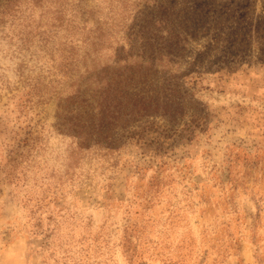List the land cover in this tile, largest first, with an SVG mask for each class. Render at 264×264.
I'll use <instances>...</instances> for the list:
<instances>
[{
    "label": "rangeland",
    "instance_id": "374dc122",
    "mask_svg": "<svg viewBox=\"0 0 264 264\" xmlns=\"http://www.w3.org/2000/svg\"><path fill=\"white\" fill-rule=\"evenodd\" d=\"M0 264H264V0H0Z\"/></svg>",
    "mask_w": 264,
    "mask_h": 264
},
{
    "label": "trees",
    "instance_id": "16d2710c",
    "mask_svg": "<svg viewBox=\"0 0 264 264\" xmlns=\"http://www.w3.org/2000/svg\"><path fill=\"white\" fill-rule=\"evenodd\" d=\"M80 91H78L77 93L79 94Z\"/></svg>",
    "mask_w": 264,
    "mask_h": 264
}]
</instances>
